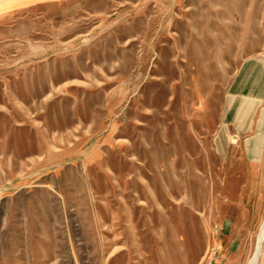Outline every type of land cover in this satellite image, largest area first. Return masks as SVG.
<instances>
[{
    "label": "rangeland",
    "instance_id": "374dc122",
    "mask_svg": "<svg viewBox=\"0 0 264 264\" xmlns=\"http://www.w3.org/2000/svg\"><path fill=\"white\" fill-rule=\"evenodd\" d=\"M263 109L264 0H0V264H264Z\"/></svg>",
    "mask_w": 264,
    "mask_h": 264
},
{
    "label": "crops",
    "instance_id": "0c3cea01",
    "mask_svg": "<svg viewBox=\"0 0 264 264\" xmlns=\"http://www.w3.org/2000/svg\"><path fill=\"white\" fill-rule=\"evenodd\" d=\"M6 4V2H5ZM247 115V114H246ZM237 118V116H236ZM237 121V119H236ZM237 133L243 134L251 131L252 135L241 142L243 150L242 161L246 169L243 188L250 190V196L263 198L264 193V109L255 120L249 121L248 115L242 123L237 121ZM262 210V208H260Z\"/></svg>",
    "mask_w": 264,
    "mask_h": 264
},
{
    "label": "bare ground",
    "instance_id": "6f19581e",
    "mask_svg": "<svg viewBox=\"0 0 264 264\" xmlns=\"http://www.w3.org/2000/svg\"><path fill=\"white\" fill-rule=\"evenodd\" d=\"M256 81L254 80L252 83H255Z\"/></svg>",
    "mask_w": 264,
    "mask_h": 264
}]
</instances>
